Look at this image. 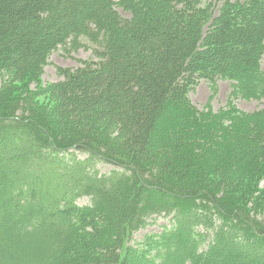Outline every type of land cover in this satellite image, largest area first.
<instances>
[{
	"label": "trees",
	"instance_id": "16d2710c",
	"mask_svg": "<svg viewBox=\"0 0 264 264\" xmlns=\"http://www.w3.org/2000/svg\"><path fill=\"white\" fill-rule=\"evenodd\" d=\"M263 57L264 0H0V264H200L225 230L224 264H260L264 107L235 101L264 100ZM202 80L224 107L193 103Z\"/></svg>",
	"mask_w": 264,
	"mask_h": 264
},
{
	"label": "rangeland",
	"instance_id": "374dc122",
	"mask_svg": "<svg viewBox=\"0 0 264 264\" xmlns=\"http://www.w3.org/2000/svg\"><path fill=\"white\" fill-rule=\"evenodd\" d=\"M92 56V50H86V49H81L78 52H73L71 55H67L65 52H63L62 50L55 52L51 58H50V64L47 65L45 67L44 70V74H43V79L45 82H52V81H57L60 79V77L57 74V66H62V67H78L79 65H81V60H86L89 59ZM263 65H264V57H263ZM4 81H0V86L3 85ZM231 93V84L228 81H219L218 84V94L213 97L211 88H210V83L207 81H200L198 86L196 87V89L191 93V100L193 101V103L200 109H203L204 107L211 105V107H213L214 110H219L220 108L224 107L227 104V100L228 97ZM41 105L49 110L54 109L56 103L55 100L53 98L50 97H46V98H39ZM236 104L239 108L246 110V111H253L256 110L258 108L264 107V100L263 101H253V100H242V99H237ZM108 127V126H107ZM110 128V126H109ZM108 128V129H109ZM114 127H111L109 129V131L114 132L113 131ZM78 159H85L87 158V155L85 156L84 154H79L78 155ZM72 158H65L64 163L68 164L67 169L69 168L70 170L73 169L72 167ZM96 168L99 170L100 173H108L109 171L112 170L113 166L108 164V163H104V162H98V164L96 165ZM264 183V182H263ZM79 204H90V198L84 197L78 200ZM211 210L213 211V207H210ZM202 211V212H201ZM214 212V211H213ZM179 213L181 215V217L184 219L185 216L183 215V213L179 210ZM200 213H205L203 210L201 209H194L193 212L191 213L192 215H190L189 217L186 218H190L191 216H195L198 217V214ZM214 214V213H212ZM170 226V218H167L165 216H160V215H155L150 219V225L143 229L140 230L139 232L134 234V240L139 243L141 241V239L143 238V236L146 233H156V234H160L162 233V230H164V228ZM214 236V231L212 232V237ZM234 239H236V237H232L230 235V233L228 232V230H225L222 233L221 238L218 239L217 245H216V249L213 248L212 249V259H207L204 258L201 260L200 264H207L208 262L211 264H224L228 262V256L229 254H231V252H229L227 249H231L233 250V248H231L232 242H234ZM134 243V242H133ZM222 247L224 249V254H223V250ZM186 247H182L181 249V256L183 258H185L188 254H190L193 259L195 258V256L193 255L192 252L187 251V249H185ZM244 247H241V251ZM226 249V250H225ZM248 258L252 259L255 257L254 255V251L250 250L248 248ZM258 252H263L264 251V247H259L257 248ZM229 252V254H228ZM179 255L176 253L174 254V256L170 257L169 260L166 262V264H182V260L179 259ZM149 259L151 261H154L153 259H151L149 257ZM253 260V264H256L257 260L252 259ZM161 261V260H160ZM238 261H240L241 263H239ZM260 264H264V259H260ZM236 263L238 264H242V260L241 258H236Z\"/></svg>",
	"mask_w": 264,
	"mask_h": 264
}]
</instances>
